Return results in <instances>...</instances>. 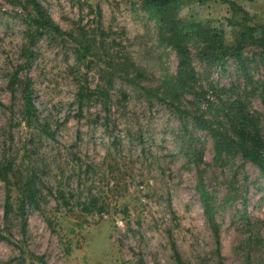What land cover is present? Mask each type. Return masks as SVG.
Instances as JSON below:
<instances>
[{
	"label": "rangeland",
	"instance_id": "obj_1",
	"mask_svg": "<svg viewBox=\"0 0 264 264\" xmlns=\"http://www.w3.org/2000/svg\"><path fill=\"white\" fill-rule=\"evenodd\" d=\"M9 1L0 0V159L14 158L18 168L36 173L43 195L37 208H26L24 236L17 215L5 220L0 182L1 225L8 224L14 238L48 264H176L172 241L185 264H264V175L240 155L216 162L210 135L159 99L205 110L192 95L179 93L178 101L165 94L178 59L160 43L158 24L143 0H40L64 31L78 35L84 29L88 38L93 29L103 31V58L80 63L72 45L53 38L37 43L31 68L20 72L33 83L39 120L34 128L21 122V88H9L25 63L27 42L26 26L16 15L23 11ZM224 1L243 8L248 18ZM178 18L222 33L232 46L246 23L256 26V35L263 32L264 0H189ZM188 46L194 86L246 96L261 114L264 137V50L247 47L240 63L228 58L221 66L202 60L196 41ZM108 52L126 65L123 77H115L105 105L93 98L81 107L82 87L106 89L100 74ZM199 171L214 198L221 258L196 190ZM93 199L98 208L104 205L102 212L77 206ZM20 259L16 247L0 242V264Z\"/></svg>",
	"mask_w": 264,
	"mask_h": 264
},
{
	"label": "trees",
	"instance_id": "obj_2",
	"mask_svg": "<svg viewBox=\"0 0 264 264\" xmlns=\"http://www.w3.org/2000/svg\"><path fill=\"white\" fill-rule=\"evenodd\" d=\"M187 1L189 0H143L142 8L156 20L160 43L171 47L178 59L177 75L173 81L167 83L165 94L176 97L178 101L180 100L179 93L182 96L185 94L192 95L198 102L205 104V110L192 112L182 109L179 104H174L172 100L167 101L166 96L159 97V99L163 102L166 101L180 118L190 119L196 128L210 135L213 140L216 162H222L226 157L240 155L242 159L255 165L264 175V137L261 127V114L251 109L246 96L224 95L226 93L224 88L213 91L197 89L194 86L197 82V73L188 46L191 41H196L199 57L202 60H208L211 64L225 66L228 58L235 59L240 63L242 53L247 47L264 50V27L263 32L256 35V26H249L245 22L248 15L244 9L234 2L224 1L231 6L232 10L243 13L245 15L243 22L246 23L237 32L235 44L228 46L224 42L222 33L206 30L199 23L178 18L179 8L185 5ZM9 2L10 5L23 11V13L16 12V15L23 19L27 40L23 51L25 63L16 68L11 76L9 88L12 93L16 91L17 86L21 88L23 101L21 122L29 128H34L39 120L33 95V83L30 77L20 78L21 71L31 68L32 61L36 56L34 47L44 38H53L63 45H72L76 59L80 63H89L93 57L102 60L103 46L101 47V41L99 43V37L103 31L93 29L92 38L85 35L84 29H80L78 35H75L73 32L64 31L53 20L40 0H10ZM96 8L98 17L102 18L99 5ZM112 42L115 43L116 40L113 39ZM107 55L106 68L102 69L100 74L106 89L102 88L100 84L95 90H90L88 86L82 87L78 94L81 107L85 100L93 98L99 99L105 105L109 98V90L113 88L115 77H123L122 74L126 65L117 62L115 56L110 52ZM43 132L48 136H54L48 129L43 130ZM15 164L14 158L5 156L0 159V182L5 188L4 215L7 223L10 216L17 215L20 218L22 233L25 236L28 226L26 208H37L43 191L37 185L39 179L36 173L25 172ZM203 174V171H199L196 190L205 218L216 240L217 256L221 258L220 231L215 220L214 198L206 188ZM59 194L64 197V190H60ZM77 206L85 213H92L95 210L102 212L105 209L104 205L97 207L98 200L96 199L90 200L88 203H79ZM0 242H6L19 250L21 254L20 264H48L43 256L30 251L24 241L16 240L8 224L2 226L0 223ZM171 245L176 264H185L175 242L172 241Z\"/></svg>",
	"mask_w": 264,
	"mask_h": 264
}]
</instances>
